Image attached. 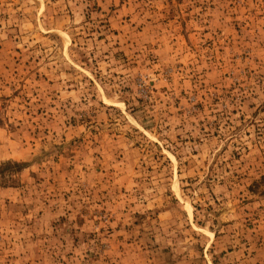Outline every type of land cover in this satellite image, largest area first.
I'll list each match as a JSON object with an SVG mask.
<instances>
[{
  "label": "rangeland",
  "instance_id": "obj_1",
  "mask_svg": "<svg viewBox=\"0 0 264 264\" xmlns=\"http://www.w3.org/2000/svg\"><path fill=\"white\" fill-rule=\"evenodd\" d=\"M0 264H264V0H0Z\"/></svg>",
  "mask_w": 264,
  "mask_h": 264
}]
</instances>
